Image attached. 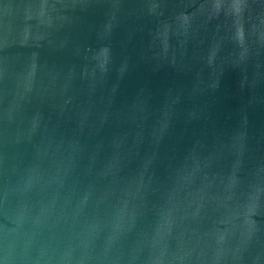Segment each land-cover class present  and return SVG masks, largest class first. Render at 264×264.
Returning a JSON list of instances; mask_svg holds the SVG:
<instances>
[{"label":"water","instance_id":"obj_1","mask_svg":"<svg viewBox=\"0 0 264 264\" xmlns=\"http://www.w3.org/2000/svg\"><path fill=\"white\" fill-rule=\"evenodd\" d=\"M0 264H264V0H0Z\"/></svg>","mask_w":264,"mask_h":264}]
</instances>
